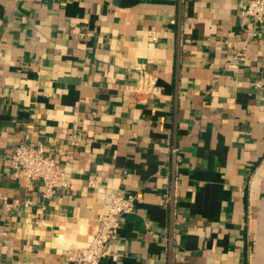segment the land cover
<instances>
[{
	"label": "crops",
	"instance_id": "0c3cea01",
	"mask_svg": "<svg viewBox=\"0 0 264 264\" xmlns=\"http://www.w3.org/2000/svg\"><path fill=\"white\" fill-rule=\"evenodd\" d=\"M247 2L0 0V264H72L116 190L136 206L99 264H264V22ZM142 70L159 93L132 90ZM73 133L69 188L11 173L15 145L61 162Z\"/></svg>",
	"mask_w": 264,
	"mask_h": 264
},
{
	"label": "built area",
	"instance_id": "2783aa9c",
	"mask_svg": "<svg viewBox=\"0 0 264 264\" xmlns=\"http://www.w3.org/2000/svg\"><path fill=\"white\" fill-rule=\"evenodd\" d=\"M242 13L251 17L258 25L262 24L264 0H248ZM131 87L136 94H157L160 90L156 77L145 70L141 71L138 81ZM67 140V148L59 151L62 156L61 162L56 156L47 152L43 143L15 145L8 160L11 173L27 181H40L43 184L45 196H51L60 189L69 188V170L75 163L80 135L73 133ZM1 172L0 167V177ZM90 186L95 189L98 187L95 181H91ZM110 200L109 207L99 214L88 242L69 252L68 260L72 264H99L109 253V243L118 235L124 216L135 210L136 196L134 194L116 190L111 194ZM3 234L6 237L8 232L4 231Z\"/></svg>",
	"mask_w": 264,
	"mask_h": 264
}]
</instances>
